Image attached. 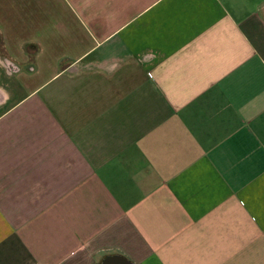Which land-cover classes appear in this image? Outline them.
Masks as SVG:
<instances>
[{
    "label": "crops",
    "instance_id": "crops-1",
    "mask_svg": "<svg viewBox=\"0 0 264 264\" xmlns=\"http://www.w3.org/2000/svg\"><path fill=\"white\" fill-rule=\"evenodd\" d=\"M0 264H264V0H0Z\"/></svg>",
    "mask_w": 264,
    "mask_h": 264
},
{
    "label": "water",
    "instance_id": "water-1",
    "mask_svg": "<svg viewBox=\"0 0 264 264\" xmlns=\"http://www.w3.org/2000/svg\"><path fill=\"white\" fill-rule=\"evenodd\" d=\"M110 259V258H109Z\"/></svg>",
    "mask_w": 264,
    "mask_h": 264
}]
</instances>
